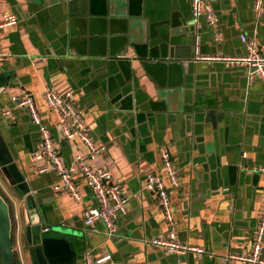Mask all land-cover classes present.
Wrapping results in <instances>:
<instances>
[{
    "label": "crops",
    "instance_id": "1",
    "mask_svg": "<svg viewBox=\"0 0 264 264\" xmlns=\"http://www.w3.org/2000/svg\"><path fill=\"white\" fill-rule=\"evenodd\" d=\"M206 1L214 29L204 20L193 23L190 0H4L18 23L4 30L10 57L0 63L6 84L0 88V195L9 206L19 264H32L30 217L1 162L4 145L29 184L41 225L74 234L78 264L87 255L93 261L110 255L114 264H242L226 256L250 253L264 199L258 171L264 167V82L250 80L244 66L209 58L244 55L241 34L255 48L264 46V2L258 18L253 0ZM23 91L33 96L63 163L74 166L80 201L52 189L55 174L37 172L47 165L36 154L38 127L27 111L11 106ZM47 91L71 94L89 136L105 147L84 163L107 170L129 198L112 239L101 223H83V210L97 205L75 162L86 146L61 135ZM162 147L177 168V188L165 178ZM151 173L165 180L177 239L203 248L202 258L169 255L149 243L168 232L155 196L144 188Z\"/></svg>",
    "mask_w": 264,
    "mask_h": 264
},
{
    "label": "built area",
    "instance_id": "2",
    "mask_svg": "<svg viewBox=\"0 0 264 264\" xmlns=\"http://www.w3.org/2000/svg\"><path fill=\"white\" fill-rule=\"evenodd\" d=\"M263 2L264 0H253V12L258 18L262 17L263 14ZM3 3L4 0H0V63L7 61L10 57V54L3 50L4 30L14 27L18 23V19L4 9ZM190 8L194 21L203 19L210 28L214 29L216 27V17L206 0H190ZM239 38L246 45L244 55L235 57H210L209 59L221 61L233 66H244L248 69L250 80L258 79L264 82V46L255 48L249 44L247 36L244 34H241ZM44 98L50 110L58 117L61 135L66 140L79 138L86 146V153L84 155H77L75 162L80 165V173L84 185L94 194L97 205L83 210V223L86 227H93L96 223H101L104 226L106 238L112 239L117 234L118 220L126 213L129 198L122 194L119 184L112 182L111 174L107 170L84 163L85 159L94 160L105 150V147L95 144L89 136L87 124L80 113L73 107L71 94L61 95L54 91H47L44 93ZM11 102L13 109L27 111L33 124L38 127L39 143L36 154L42 156L47 165L37 172L39 174L46 172L55 174L57 181L52 185V189L56 192L62 191L68 193L74 200L80 201L81 186L73 179L76 170L74 166H66L63 163L55 148L50 129L40 118L33 96L23 91L21 94L13 97ZM10 113L11 111L8 109L3 112V115L6 116ZM160 157L166 180L172 188H177L179 185L178 171L166 148L162 147L160 149ZM258 171L264 172V167L258 168ZM144 185L145 190L155 196L164 214L165 221L168 224L167 234L158 235L152 238L149 243L169 255L179 256L192 254L199 258L205 256L207 252L203 248L181 242L177 239L173 225L171 202L164 178L151 173L147 176ZM263 242L264 199L250 253L245 256L229 254L226 256V259H236L242 264H264ZM210 256L212 255L210 254ZM87 259L86 264H114L110 255H105L94 261L87 255Z\"/></svg>",
    "mask_w": 264,
    "mask_h": 264
},
{
    "label": "water",
    "instance_id": "3",
    "mask_svg": "<svg viewBox=\"0 0 264 264\" xmlns=\"http://www.w3.org/2000/svg\"><path fill=\"white\" fill-rule=\"evenodd\" d=\"M192 17V14H191ZM193 23L194 19L192 17ZM203 20L199 19L198 21ZM205 21V20H204ZM206 23V21H205ZM207 24V23H206ZM195 36V35H194ZM198 36H195L194 44ZM193 44V56H195V45ZM5 77L0 75V88L5 87ZM6 157L2 159L4 169L8 172L20 192L23 204L26 206V213L30 217L27 221L29 230V239L26 242L27 250L32 264H78L76 251L74 250V234L67 229L58 226H42L40 213L30 194L29 184L25 182V177L18 170L14 163V158L4 145ZM12 226L9 206L0 195V264H16V257L12 248ZM83 262H85V257Z\"/></svg>",
    "mask_w": 264,
    "mask_h": 264
},
{
    "label": "trees",
    "instance_id": "4",
    "mask_svg": "<svg viewBox=\"0 0 264 264\" xmlns=\"http://www.w3.org/2000/svg\"><path fill=\"white\" fill-rule=\"evenodd\" d=\"M16 264H19V262L16 261Z\"/></svg>",
    "mask_w": 264,
    "mask_h": 264
}]
</instances>
